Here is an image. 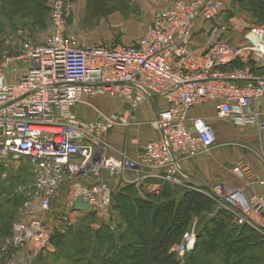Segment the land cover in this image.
Returning a JSON list of instances; mask_svg holds the SVG:
<instances>
[{
	"label": "built area",
	"instance_id": "1",
	"mask_svg": "<svg viewBox=\"0 0 264 264\" xmlns=\"http://www.w3.org/2000/svg\"><path fill=\"white\" fill-rule=\"evenodd\" d=\"M49 6L51 34L36 44L27 30L18 29L9 40L18 44L20 54L5 53L0 63L2 176L21 164L28 166L32 183L25 207L34 208L28 221L14 224L2 249L30 246L35 255L53 252L54 230L74 223L62 211L54 212L60 226L46 222L67 181L71 186L62 208H71L82 196L89 211L107 214L110 182L119 187L155 179L178 184L182 162L216 145L215 122L264 130V73L252 69L264 67V26L234 18L233 25L216 27L213 42L202 50L193 48L197 22H215L224 0H175L157 13L140 39L114 45L76 42L69 23L74 0H49ZM235 26L245 27L237 42L228 35ZM235 61L244 65L231 67ZM98 96L118 100L125 108L105 111L93 102ZM155 97L164 106L141 122L136 111ZM78 105L90 108L94 117L76 113ZM205 106L213 107L214 114L199 115L197 110ZM140 125H149L159 137L134 156L115 151L110 133ZM131 143L138 141L133 138ZM233 172L249 187L260 184L264 189V176L247 165L239 163ZM207 195L218 199L236 224L264 235V191L248 196L239 186L223 183ZM195 243L194 226L171 249L184 255Z\"/></svg>",
	"mask_w": 264,
	"mask_h": 264
},
{
	"label": "trees",
	"instance_id": "2",
	"mask_svg": "<svg viewBox=\"0 0 264 264\" xmlns=\"http://www.w3.org/2000/svg\"><path fill=\"white\" fill-rule=\"evenodd\" d=\"M245 2L252 8L251 12L255 10L264 18V0ZM125 3L128 5L130 0H87V9L104 15ZM49 8V0H1L0 58L4 56L2 44L8 30L28 27L32 38L36 30L47 26ZM241 9L248 10L244 5ZM243 65L235 61L231 67ZM252 69L257 74L264 73V67L252 65ZM4 171L0 167L1 240L13 235L19 209L29 198L28 185L32 180L25 164L2 176ZM179 187L163 183L158 196L148 197L132 196V192L137 193L134 185L119 187L112 193L119 219L117 227H112V218L95 227L97 213H83L63 231L54 230L51 242L55 253L50 254L70 264H216L212 257L215 255L223 257L221 264H264L261 232L247 224H236L233 215L217 206L200 188ZM194 221L196 243L182 262L171 247L181 240Z\"/></svg>",
	"mask_w": 264,
	"mask_h": 264
},
{
	"label": "rangeland",
	"instance_id": "3",
	"mask_svg": "<svg viewBox=\"0 0 264 264\" xmlns=\"http://www.w3.org/2000/svg\"><path fill=\"white\" fill-rule=\"evenodd\" d=\"M244 0L243 2H239L238 0H224V8L220 15L218 16L217 20L213 23V27H217L220 24H226V25H233L232 20L236 18V20L248 22L250 24L254 25H262L264 20L263 17H261L255 10L253 12L250 11L252 9L248 7L247 3ZM1 2V0H0ZM10 2V1H9ZM242 5L246 6L248 10L241 9ZM119 8V9H118ZM117 10L115 9L109 14L101 15L100 12L98 14L94 13L91 10L86 9L84 12V17L81 20H74V12L76 10V4L75 9L72 14V17L69 19L70 23V30L76 34H74L76 42L77 43H100V44H132L138 39H140L147 31V29L151 26L153 23V20L155 16L157 15V12L155 15L151 16L149 13H145L142 9H140V6L136 5L135 3H132L130 0V3L127 5L125 4H118ZM50 10V8H49ZM50 12V11H49ZM151 16V19H148ZM48 24L43 29L36 30L32 36L30 37V40L33 43H41L43 42L52 32V25L50 20V15L48 18ZM26 28V27H25ZM23 29V28H15V29H9L6 35L4 36L3 46L5 47L3 51V55L5 53H8V55L16 56L20 54V47L17 46L15 43H11L9 40L10 37H13L12 40L15 39V35L18 34L17 30ZM28 27L24 30H27ZM28 31V30H27ZM9 41V44L7 43ZM8 51H7V50ZM3 57L0 58V63L2 61ZM102 102L100 103L101 107H103L104 110H107L109 106L115 105V102L112 99H109L107 97H102ZM115 110V109H114ZM210 112L209 107L198 109L197 112ZM212 113V112H211ZM215 127L218 132V140L216 142L215 148H212L210 152L203 154L202 157H204L203 161L204 166L207 167H199L195 168L194 175L195 177H198L200 181L193 180L194 183L202 184L203 187L200 189L204 191L206 194L212 193V190L214 186L218 184H226L230 187L232 186H239L243 191L246 192L245 187H249L246 183V180L239 179L235 175H233V179L231 181L228 180V177H225L224 174H222L225 171H232L235 166L239 163H243L247 165L250 170H252L255 174L259 176H264V140L263 145L260 142V138L253 135H248L243 130H232L225 125L222 124H215ZM243 132V133H241ZM257 137V138H256ZM115 151H121V150H115ZM258 170L261 171H257ZM232 175V173H231ZM231 177V176H229ZM156 180V179H155ZM244 180V181H243ZM150 181L145 180L143 182H140L139 185L134 184L136 187L137 193L132 192V196H140V197H148L149 195H157L160 192L159 187H149ZM161 184L163 183H169L171 185H180L181 187H190L194 186L191 184H174L172 182H167L164 180H160ZM244 184L245 187L241 186V183ZM31 183L28 185L29 191L31 190ZM112 190L116 191L119 186L116 185L114 182L109 183ZM247 185V186H246ZM70 181H67L65 186L63 187V191L59 194V196L53 201L51 213L50 215L54 214L56 212L57 208H62L64 206V203L67 199V195L70 191ZM252 187V186H251ZM179 191V189H177ZM158 196V195H157ZM160 196V195H159ZM151 198V197H150ZM154 198V197H152ZM214 199V198H213ZM217 203V206L222 208L220 205V202L218 199H214ZM114 202L112 203L109 211L107 214H97V223H95V227H98L101 223H108L110 219H113L112 227L118 226V214L115 212L113 206ZM128 206V205H127ZM34 208H27L22 206L19 209L18 213V221L15 223L28 221L30 217V213ZM36 210V209H35ZM35 210L33 212H35ZM66 213L70 212L67 208H64ZM53 212V213H52ZM86 213V212H84ZM82 215V214H81ZM80 216V215H79ZM51 217V216H50ZM192 226L189 230H191L194 226L196 229V221L192 222ZM188 230V231H189ZM184 235V234H183ZM183 238V236H182ZM181 238V239H182ZM4 240L0 239V264H70L69 261L65 259H56L54 256H52L50 253H47L46 255H43L40 257L41 254L35 255V248L27 246L25 248H22L23 246H8L5 250H3L4 246ZM181 241V240H180ZM179 241V242H180ZM177 242V243H179ZM175 243V244H177ZM174 244V245H175ZM20 245V244H19ZM173 245V246H174ZM172 246V247H173ZM171 247V248H172ZM194 249V248H193ZM191 249V252L192 250ZM172 250V249H171ZM55 251V250H54ZM53 251V253H55ZM29 253L28 257H24L25 253ZM177 256V258L184 262L186 255H188L189 252H186L184 255H178L176 252H174ZM215 260L216 264H221L223 261V257L221 255H215L212 256Z\"/></svg>",
	"mask_w": 264,
	"mask_h": 264
},
{
	"label": "crops",
	"instance_id": "4",
	"mask_svg": "<svg viewBox=\"0 0 264 264\" xmlns=\"http://www.w3.org/2000/svg\"><path fill=\"white\" fill-rule=\"evenodd\" d=\"M131 1H132V3H135L136 5L140 6V9H142L145 13H149V14H151V16H153L156 14V12L158 13L162 9H166V8L170 7L175 0H131ZM74 2L76 4V10L74 12L73 18H74V20L78 21L84 17V12L86 9L87 0H74ZM151 16L148 19H151ZM213 26L214 25L212 22H205L203 20H199L197 22L196 29H195L193 48H195L196 50H202L206 45L210 44L211 42H213L216 39L217 35L215 36V33H216L217 28L213 27ZM244 29H245L244 26H242V28L236 27V30L231 31L228 35L231 38H235L236 42L240 41ZM101 98L102 97H99V96L95 97L93 99V102L96 105H98L101 109H103V107H101V105H100V103L102 102ZM113 101L115 102V105L109 106L108 109L105 111L122 110L125 108V105L122 104L120 101H118V100H113ZM162 106H164V102L162 99H160L158 97L150 99L146 103H144L139 108L138 111H136L135 117L138 120H140L141 122L151 120L154 117L156 110H158ZM212 108L213 107H209L210 112L201 111V112H197V113L199 115H202V116H211L212 114H214V110ZM75 111H76V113H78L79 115H81L82 117L87 118V119H92L94 117L93 111L84 105H78L75 108ZM216 123L225 125L226 127L230 128L234 131L235 130H241V131L243 130L248 135L254 134L253 136H257L258 138H260L261 143L264 140V130L260 131L255 126L235 127V126H232L231 124H229L227 121H224V120L217 121V122H215V124ZM241 133H243V132H241ZM217 134H218V132H217ZM158 137H159V132H157L156 130L151 128L149 125H140V127H133L128 131L125 129L124 130L123 129H116L110 133L109 140L115 146L114 149H117V150L119 149L121 151L126 150L130 156H134L137 153V151H139V149H141V147L147 141H149L151 139L158 138ZM133 138H136V140L138 141L137 144L131 143V139H133ZM262 145H263V143H262ZM213 148H215V146ZM111 153L114 154L116 152L112 151ZM202 156L203 155H199L195 158L184 160L182 162V171H181V173H179V176H178V178H179L178 184L194 185V186H190L192 188L193 187H196V188L203 187L202 184L196 185V183L193 182V180H197V181L199 180L200 181V179L198 177H195V175H194V172H193V171H195L194 167L198 168V170H199V167H207V166H204V162H202L204 159V157H202ZM256 168H257V171H259L258 167H256ZM259 172H261V171H259ZM231 173H232V175H231ZM222 174H224L225 177H228L229 181H231L234 177L233 175H235L233 170L232 171H230V170L225 171ZM128 176L133 177L134 175H133V173H128ZM229 176H231V177H229ZM236 177L239 179H242L238 176H236ZM149 181H150L149 183H152V184H150L149 187H154V188L159 187L160 189L162 188V184H161L160 180L156 179V180H149ZM115 184L117 185L116 182H115ZM240 185L245 187L243 183H241ZM245 190H246V192L245 191L244 192L248 196L250 194H252L253 192L261 193L264 191L263 186H261L260 184H255L252 187H245ZM64 204H66V201ZM67 209H68V211H70V212H68V214L71 217L72 222H75L77 220L78 216L84 213L80 210H74L72 208V206H71V208H67ZM58 211L67 212L64 210V208H57L56 212H58ZM50 213L47 214V217H46V222L48 223V225H50L52 227L60 226L58 219L55 217V213L52 215H50ZM28 255H29V253L26 252L24 257H28ZM41 255H46V254L42 253Z\"/></svg>",
	"mask_w": 264,
	"mask_h": 264
},
{
	"label": "water",
	"instance_id": "5",
	"mask_svg": "<svg viewBox=\"0 0 264 264\" xmlns=\"http://www.w3.org/2000/svg\"><path fill=\"white\" fill-rule=\"evenodd\" d=\"M72 208L74 210H80V211H89L90 205L88 202H85L83 200L82 196H78L76 201L73 203ZM191 254V250L189 251V255Z\"/></svg>",
	"mask_w": 264,
	"mask_h": 264
}]
</instances>
